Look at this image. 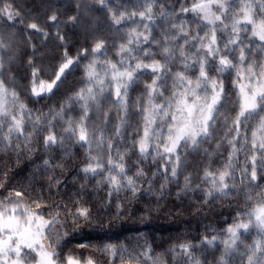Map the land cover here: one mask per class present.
<instances>
[{"label": "snow or ice", "instance_id": "obj_1", "mask_svg": "<svg viewBox=\"0 0 264 264\" xmlns=\"http://www.w3.org/2000/svg\"><path fill=\"white\" fill-rule=\"evenodd\" d=\"M96 5L107 15L109 36L94 35L92 45L73 57L57 31L54 38L64 51L49 80L41 78L46 68L32 45L30 80L22 87L14 65L21 43L30 44L31 36L21 34L31 30L47 39L48 33L34 17L25 18L16 0H0V152L19 159L40 149H64V157L72 155L73 145L85 149L79 174L107 186L109 203L114 194L130 193V204L141 181L149 195H163L183 175L181 191L201 192L204 204L239 197L241 206L221 232L160 252L146 237L119 241L99 218L98 242L76 245L90 249L85 255L67 245L81 223L93 225L94 214L74 197L53 198L66 187L56 176L65 165L41 158L27 184L7 186V172L0 178V264H264V0ZM76 7L88 14L95 5ZM69 19L79 23L77 16ZM46 20L57 28L61 23L56 10ZM110 37L119 40L115 61L107 57ZM81 59L88 61L83 86L47 112H33L24 91L37 100L54 96L66 71ZM75 105L79 112L73 117ZM200 153L204 167L187 173L189 156ZM221 157L220 167H213ZM149 163L156 166L151 176L145 171ZM158 179L159 192L152 188ZM116 207L119 218L124 205Z\"/></svg>", "mask_w": 264, "mask_h": 264}, {"label": "trees", "instance_id": "obj_2", "mask_svg": "<svg viewBox=\"0 0 264 264\" xmlns=\"http://www.w3.org/2000/svg\"><path fill=\"white\" fill-rule=\"evenodd\" d=\"M112 2L115 7L116 4L123 3L124 0H112ZM165 2L175 5L179 0H165ZM16 3L23 7L26 19L34 17L41 28L48 33L47 39L31 30H26L21 34L22 36H31L30 44L21 43L14 65L18 83L22 87L28 85L30 80L27 58L32 53V45L35 46L38 53L36 59L46 68V71L41 73V78L49 80L54 78L53 71L64 51V48L61 47L62 42L54 38L57 31L65 37L69 54L73 57L76 56L78 49L92 45L94 35L109 36L107 15L96 5V0H16ZM77 4H89L95 5V7L88 9V14L83 11L78 13ZM52 10H56L61 22L59 28L52 26L51 22L46 20ZM70 16H77L79 23L74 25L69 19ZM17 27L21 26L17 25ZM118 42V38L113 40L110 37L109 39L107 57L113 61L117 59L114 43ZM103 58L101 57V59ZM87 62V60L81 59L79 66H73L66 71L64 83L60 85L59 90H53L56 93L54 96L45 95L43 99L37 100L29 97L24 91L22 98L25 99L33 112H47L50 107L58 106L67 96L83 86V65ZM143 79L148 80V77L145 76ZM140 90H142V85L138 86V91ZM136 94L132 93L133 96ZM78 112L79 106L75 105L70 115L75 117ZM59 130L58 125L55 131L59 132ZM21 146L23 147V144ZM34 147L40 148L39 141ZM70 150L72 152L70 157L63 156L64 149H53L50 153H44L40 149L30 157L22 153L19 159L14 152H0V178L3 173L7 172V186L20 187L22 184H27V180L33 177L34 162L35 164L41 163V158L62 160L65 167L62 174L61 170L57 169L56 176L64 182L66 187H61L60 194L53 198L67 202L69 197H74L94 214L91 227L81 223V227L76 230V235L70 237L67 248L78 253L83 252L87 255L90 249H79L76 247L77 243L92 245L98 242L97 238L101 233L95 220L99 218L105 220V230L110 228L111 234L118 237L119 241L127 243L126 237L142 241L146 237L154 250L160 252L187 241L198 244L202 236H211L221 232L228 224L232 223L237 208L241 206L237 204L239 197L223 198L204 204L201 192L184 193L181 191L184 186L183 175L180 176L178 182H170L164 189L165 194L163 195H149L147 183L141 181L143 187L138 192L137 198L133 199L130 204L126 199L130 197V193H120L118 198L114 194L111 203H109L107 186H97L95 179H84L82 174H79V170L86 163L85 149L73 145ZM134 159L129 163L134 162ZM214 160L213 167H220L223 162L222 157L214 158ZM204 165L203 153L191 155L188 158L187 173L195 175ZM155 167L151 163L145 167L149 176L155 171ZM36 178L40 183L45 182L44 177L39 174ZM160 182L158 179L152 184V188L157 192L160 191ZM195 183H199V180H196ZM81 184L85 185L83 189L80 188ZM178 193L179 195H177ZM118 203L124 205L123 214L119 218H114L118 212L116 207ZM109 220L112 221L111 225L107 223ZM68 227L71 229V225ZM213 229H215V233L212 231ZM141 233L144 236H141ZM211 259L212 257L209 256V260Z\"/></svg>", "mask_w": 264, "mask_h": 264}]
</instances>
